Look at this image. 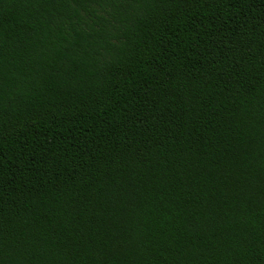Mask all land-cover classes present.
Masks as SVG:
<instances>
[{
  "label": "trees",
  "instance_id": "trees-1",
  "mask_svg": "<svg viewBox=\"0 0 264 264\" xmlns=\"http://www.w3.org/2000/svg\"><path fill=\"white\" fill-rule=\"evenodd\" d=\"M0 264H264V0H0Z\"/></svg>",
  "mask_w": 264,
  "mask_h": 264
}]
</instances>
